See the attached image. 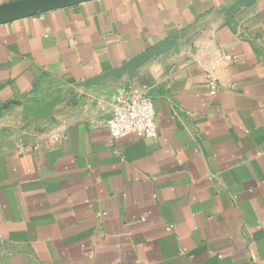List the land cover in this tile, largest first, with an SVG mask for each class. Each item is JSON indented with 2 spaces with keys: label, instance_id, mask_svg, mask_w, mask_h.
<instances>
[{
  "label": "crops",
  "instance_id": "obj_1",
  "mask_svg": "<svg viewBox=\"0 0 264 264\" xmlns=\"http://www.w3.org/2000/svg\"><path fill=\"white\" fill-rule=\"evenodd\" d=\"M238 1L94 0L0 25V112L176 43L103 80L112 95L55 137L0 143V264H264V0L228 14ZM135 85L159 136L113 141L109 100Z\"/></svg>",
  "mask_w": 264,
  "mask_h": 264
},
{
  "label": "rangeland",
  "instance_id": "obj_2",
  "mask_svg": "<svg viewBox=\"0 0 264 264\" xmlns=\"http://www.w3.org/2000/svg\"><path fill=\"white\" fill-rule=\"evenodd\" d=\"M104 83L72 85L41 91L37 97L19 101L0 112V143L24 144L43 137H55L75 121L80 112L102 104L106 93ZM102 94V95H101Z\"/></svg>",
  "mask_w": 264,
  "mask_h": 264
},
{
  "label": "built area",
  "instance_id": "obj_3",
  "mask_svg": "<svg viewBox=\"0 0 264 264\" xmlns=\"http://www.w3.org/2000/svg\"><path fill=\"white\" fill-rule=\"evenodd\" d=\"M210 87L211 95L216 94L214 82ZM109 101L111 113L106 128L113 141L133 134L147 139L159 136L154 105L146 86H131Z\"/></svg>",
  "mask_w": 264,
  "mask_h": 264
},
{
  "label": "water",
  "instance_id": "obj_4",
  "mask_svg": "<svg viewBox=\"0 0 264 264\" xmlns=\"http://www.w3.org/2000/svg\"><path fill=\"white\" fill-rule=\"evenodd\" d=\"M90 1L94 0H20L7 3L0 5V25L43 14L52 10L74 7ZM250 2L251 0L238 1L231 9H229L228 14L239 7L249 5ZM175 46L176 43L173 40L164 41L133 58L123 67L114 69L103 77L87 81L81 85H98L101 84L103 80L108 78H120L125 74L133 76L137 69L142 67L150 59L172 50Z\"/></svg>",
  "mask_w": 264,
  "mask_h": 264
}]
</instances>
